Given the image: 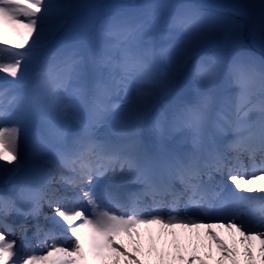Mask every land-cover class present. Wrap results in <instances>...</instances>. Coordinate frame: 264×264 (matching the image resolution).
Listing matches in <instances>:
<instances>
[{"label": "snow or ice", "instance_id": "1", "mask_svg": "<svg viewBox=\"0 0 264 264\" xmlns=\"http://www.w3.org/2000/svg\"><path fill=\"white\" fill-rule=\"evenodd\" d=\"M90 7L0 0V264H141L114 238L152 224L204 227L221 259L264 264V231L244 210L264 227V0L82 15ZM181 70L191 97L163 104ZM242 155L250 171L237 169ZM129 183L139 190L122 191ZM213 227L232 230L234 246ZM16 231L29 243L5 235Z\"/></svg>", "mask_w": 264, "mask_h": 264}, {"label": "bare ground", "instance_id": "2", "mask_svg": "<svg viewBox=\"0 0 264 264\" xmlns=\"http://www.w3.org/2000/svg\"><path fill=\"white\" fill-rule=\"evenodd\" d=\"M101 132L103 133L104 129H101ZM145 134L146 136L148 134L147 124H145ZM20 151L21 154H23V130L21 132ZM255 159L257 163H260L261 157L259 154L256 155ZM241 166L245 169H248L249 171L251 170L252 161L247 155H242L240 157L239 163H236V167L238 170L241 168ZM257 174H260L259 171L257 172ZM0 187H2V184H0ZM229 187L232 186L229 185ZM46 209L49 208L45 205L43 211L45 213L51 212V209L49 211ZM244 210L250 212L248 219L251 221V227L256 230L264 231V227L262 228L259 223L260 212L258 210ZM25 222L28 221H25L23 216L13 215L9 218V223H13L16 225ZM202 222L205 224L212 223L214 225L218 223H223L222 220L218 219H205ZM40 223L42 225L48 226L47 222L44 221L42 218L40 220ZM31 225L32 224H30L29 226ZM0 229L2 230V228ZM29 231H31L30 228ZM207 231L208 230L204 227L183 228L177 226L173 229H166L162 232L160 225H140L134 230L133 236L131 238L127 235L122 234L119 237H115L114 241L117 244H122L132 256L138 258L141 261V264H188V261L193 255L200 256L205 261V264H233V261L229 258L221 259L222 254L220 253L215 243L211 240V237L207 235ZM211 231L215 232L222 240H224L228 244L229 248H232L234 246L232 230H229L224 227H213ZM136 233H139V236H137ZM30 236H32V232L29 237ZM234 236L238 241L239 233H234ZM21 239H23V237ZM209 244L212 245L211 256L208 255L209 249L207 246ZM137 246L140 249L139 251L135 250ZM67 247H72L71 241H69ZM235 247L239 248L242 253L245 245L237 243ZM27 250L28 249H26V251ZM252 251L255 257L257 255V245L252 246ZM180 257H183V259H181ZM237 260L239 264H249V262L245 259L243 255L237 256ZM109 264H112L111 257L109 259ZM120 264H124L123 257H120ZM193 264H200V261H194ZM255 264H261V262L256 259Z\"/></svg>", "mask_w": 264, "mask_h": 264}, {"label": "rangeland", "instance_id": "3", "mask_svg": "<svg viewBox=\"0 0 264 264\" xmlns=\"http://www.w3.org/2000/svg\"><path fill=\"white\" fill-rule=\"evenodd\" d=\"M81 2L91 5L92 7L85 9L82 13L84 16L95 17L101 15L105 12L110 11H134L138 10L141 6L152 4V3H191L198 5L204 11H211L207 6L217 2V0H81ZM71 23V22H70ZM78 23V21H77ZM10 40H14L15 37L8 34ZM158 43H161L158 41ZM248 50L254 53L256 56H260L261 53L255 47H252L249 42ZM208 55H212V50H209ZM158 70L160 73L168 72L170 69L167 63L163 60L158 62ZM187 72L181 70L176 76V82L173 90L170 94L162 97V103L168 104L170 101H173L177 95L183 96L184 98H190L192 95L190 83L187 80ZM9 79H11L9 77ZM4 81L0 80V88L4 87ZM21 91H26L23 87L20 88Z\"/></svg>", "mask_w": 264, "mask_h": 264}]
</instances>
